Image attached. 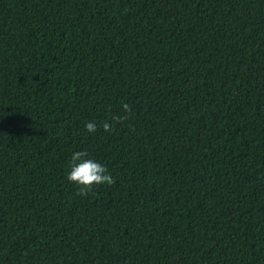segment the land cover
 <instances>
[{"label": "trees", "instance_id": "1", "mask_svg": "<svg viewBox=\"0 0 264 264\" xmlns=\"http://www.w3.org/2000/svg\"><path fill=\"white\" fill-rule=\"evenodd\" d=\"M0 264H264V0H0Z\"/></svg>", "mask_w": 264, "mask_h": 264}]
</instances>
